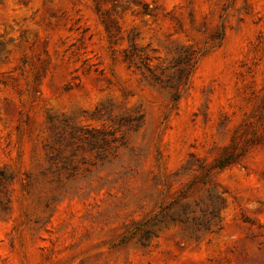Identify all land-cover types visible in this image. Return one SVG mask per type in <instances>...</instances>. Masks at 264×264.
Returning a JSON list of instances; mask_svg holds the SVG:
<instances>
[{
	"label": "rangeland",
	"instance_id": "1",
	"mask_svg": "<svg viewBox=\"0 0 264 264\" xmlns=\"http://www.w3.org/2000/svg\"><path fill=\"white\" fill-rule=\"evenodd\" d=\"M0 264H264V0H0Z\"/></svg>",
	"mask_w": 264,
	"mask_h": 264
},
{
	"label": "trees",
	"instance_id": "2",
	"mask_svg": "<svg viewBox=\"0 0 264 264\" xmlns=\"http://www.w3.org/2000/svg\"><path fill=\"white\" fill-rule=\"evenodd\" d=\"M106 29L109 30V25L104 21ZM124 60L128 62L130 67H135L139 70H142L145 67L147 70L153 72L151 68L147 64H141L136 60V48L134 45H131L130 49L125 51ZM196 59H194L193 53H189L188 49H181V53L179 54L176 62L172 64V68H174V72L171 75L168 86L173 89L172 97L174 100H177L180 97V85L182 82H186L188 80L189 74L192 69L195 67ZM143 72V71H142ZM153 78L159 79L156 74H153ZM234 161L233 156L226 155L223 158L219 159L214 165L207 168L201 177V181L203 183H207L213 176V169H223L226 165ZM220 200L218 195H214V201L211 204L200 207L201 215L199 216H191L187 214L189 212V207L184 208L183 214H180L177 217H174L173 220L178 222L183 226V228L188 229L190 235L198 238L202 234L207 232H213L220 228V214L219 209L216 206V203ZM200 201L196 202V205H200ZM153 231H147L145 233V238L149 237V235L153 234Z\"/></svg>",
	"mask_w": 264,
	"mask_h": 264
}]
</instances>
